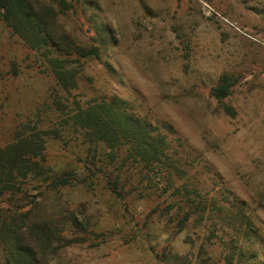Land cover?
<instances>
[{"label":"rangeland","instance_id":"obj_1","mask_svg":"<svg viewBox=\"0 0 264 264\" xmlns=\"http://www.w3.org/2000/svg\"><path fill=\"white\" fill-rule=\"evenodd\" d=\"M67 1L72 9L59 18L62 32L82 47L100 48L99 59L80 60L78 88L70 95L0 18V147L39 111L40 128L52 126L58 98L84 103L117 95L139 116L167 124L209 196L228 191L243 200L264 234V0ZM97 31L110 32L104 48ZM224 73L235 82L218 102L211 89ZM223 105L235 115H226ZM77 152L71 144L46 143L47 162L56 169L71 171ZM127 205L100 188L73 185L22 211L29 223L58 224L66 239L72 217L87 228L85 243H54L49 264H193L202 243L221 261L223 245L207 244L202 227L173 235L167 219L148 216L152 203ZM0 207L14 208L6 196ZM170 252L181 261L173 263Z\"/></svg>","mask_w":264,"mask_h":264},{"label":"trees","instance_id":"obj_2","mask_svg":"<svg viewBox=\"0 0 264 264\" xmlns=\"http://www.w3.org/2000/svg\"><path fill=\"white\" fill-rule=\"evenodd\" d=\"M71 9L67 0H0L3 23L39 56L55 86L67 95L78 88L80 60L100 58V48L82 47L60 29V16ZM96 34L104 48L110 32ZM234 82L232 75L222 74L211 96L222 102ZM67 101H53L52 126L40 128L39 111L36 120L19 124L12 140L0 147V199L6 196L14 206L0 207L4 264H49L56 252L54 243L64 247L87 241L89 232L76 217L70 219L72 237L66 239L58 224L29 223L28 211H22L38 198L73 185L90 191L100 188L125 202L127 209L129 201L152 203L148 216L167 219L173 235L190 226L202 227L208 233L207 244L214 245V239L223 245L222 263L214 261L202 243L193 264H264V234L254 216L246 214L245 202L228 191L216 193L222 198L209 196L167 124H153L139 116L132 103L117 95L84 103ZM222 109L228 116L235 115L231 106ZM48 140L78 150L71 171L48 164ZM168 255L173 263L181 261L177 253Z\"/></svg>","mask_w":264,"mask_h":264}]
</instances>
